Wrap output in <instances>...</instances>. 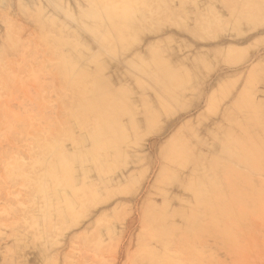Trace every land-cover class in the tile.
Masks as SVG:
<instances>
[{
	"label": "rangeland",
	"instance_id": "rangeland-1",
	"mask_svg": "<svg viewBox=\"0 0 264 264\" xmlns=\"http://www.w3.org/2000/svg\"><path fill=\"white\" fill-rule=\"evenodd\" d=\"M0 264H264V0H0Z\"/></svg>",
	"mask_w": 264,
	"mask_h": 264
},
{
	"label": "bare ground",
	"instance_id": "bare-ground-1",
	"mask_svg": "<svg viewBox=\"0 0 264 264\" xmlns=\"http://www.w3.org/2000/svg\"><path fill=\"white\" fill-rule=\"evenodd\" d=\"M96 6L97 7H101L100 6V4H96ZM173 6V5H172ZM107 7H109L108 9H107V15H106V17L108 18V20L110 19V21H109V23H110V26L113 28V30L115 29V32L116 33H118V31L116 30V28H117V25L119 24V22H120V19L123 17V15H122V12L121 11H119V10H117V8H114V9H112V8H110V6L109 5H107ZM239 9V8H238ZM173 10H175L174 11V13L176 14V13H178V10L175 8V9H173ZM236 10V9H235ZM237 11V10H236ZM99 11H97V15H99ZM232 13V12H231ZM125 14H128V15H130L129 17H128V19H125L124 20V24L125 25H127V26H129V27H132L136 22H137V18H138V16H139V14H136L135 15V17L134 16H132L131 14H129L128 12H126ZM237 15V14H236ZM33 16H31V18H32ZM30 18V19H31ZM69 18V17H68ZM241 18V17H240ZM32 20V19H31ZM98 20H99V22L101 21V17L100 18H98ZM34 21V20H33ZM246 21V20H245ZM104 22V21H103ZM104 26V25H103ZM103 43V41L102 40H100V43ZM109 51V50H108ZM110 53L112 52V51H109ZM112 54V53H111ZM139 62H137V64H138ZM137 64H135V65H137ZM134 67V66H133ZM137 70H139L141 73L143 72V73H146V74H148V72H152V69L151 68H143V67H141V66H139L138 67V69ZM142 73V75H145V74H143ZM158 75L159 74H156V75H153V77H151V79L153 78V79H155L156 81L157 80H159L160 81V78H158ZM174 75H172V77H173ZM169 80L170 79H168V82H169ZM172 80V79H171ZM164 82H166L165 80H164ZM107 83L105 82V84L103 83V85L101 86L102 87V89L103 90H106V91H108V87H107V85H106ZM157 84V83H156ZM162 84V86L164 85L163 83H161ZM167 85H169V84H167ZM166 85V86H167ZM173 85V84H172ZM165 86V85H164ZM179 87V86H178ZM177 87V88H178ZM159 88H161V85H160V87ZM164 88H167V87H164ZM172 88V87H171ZM174 89V88H173ZM173 89H171V90H173ZM179 90V89H178ZM146 106H149V105H147L146 104ZM150 113V112H149ZM149 115V114H148ZM148 115H147V118H148ZM132 120V119H131ZM149 120V119H148ZM146 121V120H145ZM152 121V120H151ZM130 123H131V121H130ZM134 124V123H133ZM135 126V125H134ZM131 128H133V127H131ZM107 134H109V133H107ZM101 139V138H100ZM97 140V139H96ZM108 142V141H107ZM105 143V142H104Z\"/></svg>",
	"mask_w": 264,
	"mask_h": 264
}]
</instances>
